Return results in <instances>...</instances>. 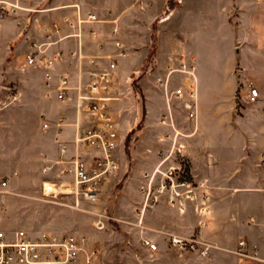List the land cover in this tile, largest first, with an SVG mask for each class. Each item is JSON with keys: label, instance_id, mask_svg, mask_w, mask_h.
<instances>
[{"label": "rangeland", "instance_id": "obj_1", "mask_svg": "<svg viewBox=\"0 0 264 264\" xmlns=\"http://www.w3.org/2000/svg\"><path fill=\"white\" fill-rule=\"evenodd\" d=\"M74 3L84 4L106 19L109 31L116 22L127 53L115 75L112 101L121 138L120 171L103 185L100 201L91 208L108 217L102 230L95 227L93 215L42 199L37 155L49 137L40 135L33 104H10L8 95L14 90L6 88L2 71L7 62L16 61L24 52V48L16 52L19 41L28 35L32 40L39 38L41 31L36 29L54 21V8ZM22 5L24 11L8 18L13 25L9 52L0 51V229L75 234L84 239V250L93 254L91 264H239L234 253L238 244L221 246L200 237L207 202L194 181L186 151L179 162L181 177L190 185L177 186L184 196L183 208L172 204L167 193L156 191L161 181L158 174L153 190L158 199L151 198L144 213L138 212L144 204V174L157 167L159 151L167 148V136L171 134V129L160 124L168 104L156 78L163 75L171 58L177 60L187 48L184 28L188 23L182 19L181 4L168 0H23ZM170 9L179 13L161 21L171 14ZM236 100L241 113V96ZM170 104L175 125L183 133L179 138L187 148L188 136L196 126L192 129V121L186 119L188 110L183 99L172 98ZM4 181H8L5 188L1 186ZM188 190L192 191L190 199H186ZM146 236L157 242V251L150 252L144 246ZM79 264H85L83 258Z\"/></svg>", "mask_w": 264, "mask_h": 264}, {"label": "crops", "instance_id": "obj_2", "mask_svg": "<svg viewBox=\"0 0 264 264\" xmlns=\"http://www.w3.org/2000/svg\"><path fill=\"white\" fill-rule=\"evenodd\" d=\"M76 4L94 11L81 3L61 5L54 8V21L73 15ZM177 11L171 10L168 20ZM181 13L189 26L184 28L187 48L183 55L193 60L198 84L197 116L190 122L196 129L188 136L186 155L200 195L207 202L200 237L209 243L234 247L245 238L249 244L258 245L264 256V0H183ZM103 20L90 24V29H98L99 34L82 38L83 53L90 60L113 51L107 46L109 22ZM49 24L38 26L36 31L42 34ZM12 26L6 20L0 29L2 53L9 52ZM31 38L28 35L18 42L16 52L23 48L24 52L16 61L7 62L2 71L6 88L14 90L8 95L10 104H33L40 135L49 137L37 155L42 184L46 161L60 158L55 129L45 132L43 123L55 126L63 115L73 123L75 110L72 102H60L55 94L47 96L50 89L45 85L46 70L25 65ZM57 47L66 54L64 60L53 64L54 86L58 76L76 72L77 56L71 52L79 49V42L65 40L54 49ZM250 84L259 89L257 103L247 101ZM17 93L19 97L13 101L11 96ZM238 95L243 104L241 113ZM66 130L70 137L74 128Z\"/></svg>", "mask_w": 264, "mask_h": 264}, {"label": "built area", "instance_id": "obj_3", "mask_svg": "<svg viewBox=\"0 0 264 264\" xmlns=\"http://www.w3.org/2000/svg\"><path fill=\"white\" fill-rule=\"evenodd\" d=\"M168 1L181 4L183 0ZM22 3L23 0H0V29L8 18L24 11ZM74 7L73 15H64L61 21H54L44 28L41 36L32 41L26 57V66L46 70L45 85L50 89L47 96L52 98L55 94L60 102L70 101L75 110L73 123L68 121L67 115L61 116L55 126L48 121L43 123L45 132L55 129L60 158L46 161L41 196L44 201L93 215L95 227L102 230L107 225L108 217L91 208L100 201L103 185L120 171L118 150L121 138L113 115L112 101L115 99V75L120 59L127 53L119 38V26L113 22L107 42L113 51L101 58L90 60V57H86L82 50V38L86 34H99L98 29H90V24L102 23L104 20L79 4ZM169 16L162 17L161 21H166ZM70 39L79 42V49L71 52L72 56H77V70L74 74L67 71L58 76L54 86L53 64L64 60L66 54L62 48L54 47ZM156 81L163 89L168 104V112L161 116L160 124L171 129V134L167 136V148L159 151L157 167L153 172L144 174L147 183L141 188L144 204L143 208H138L139 214L144 213L151 198L158 199L153 192L158 174L161 181L156 191L167 193L170 202L182 208L184 196L177 186L190 185L188 179L181 177L182 164L179 160L186 156V145L179 138L183 133L175 125L170 102L172 98L183 99L188 110L186 119L196 120L198 84L195 64L184 55L177 60H170L165 66V72L157 76ZM248 87L250 102L257 103L260 99L259 89L252 84ZM11 97L16 101L19 94ZM67 127L74 128L70 137L67 135ZM172 157V163L167 165ZM7 185L8 181L1 184L4 188ZM186 192V199H190L192 191ZM82 240L75 234L0 230V264H79L80 258H83L85 264H91L93 254L84 250ZM142 241L150 252L158 250V244L152 238L146 236ZM234 253L239 258V264H264V256L258 245H249L245 240L238 242Z\"/></svg>", "mask_w": 264, "mask_h": 264}]
</instances>
